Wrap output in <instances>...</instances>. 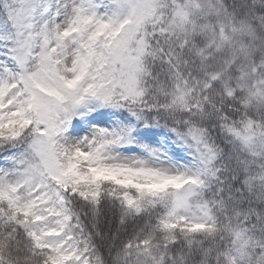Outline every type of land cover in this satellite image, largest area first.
I'll list each match as a JSON object with an SVG mask.
<instances>
[{
    "label": "snow or ice",
    "instance_id": "snow-or-ice-1",
    "mask_svg": "<svg viewBox=\"0 0 264 264\" xmlns=\"http://www.w3.org/2000/svg\"><path fill=\"white\" fill-rule=\"evenodd\" d=\"M0 264H264V0H0Z\"/></svg>",
    "mask_w": 264,
    "mask_h": 264
}]
</instances>
